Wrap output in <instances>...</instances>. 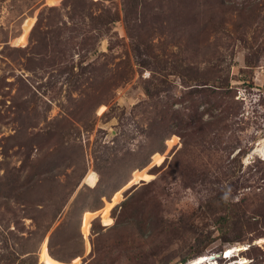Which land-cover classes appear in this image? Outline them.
<instances>
[{"label":"rangeland","instance_id":"obj_1","mask_svg":"<svg viewBox=\"0 0 264 264\" xmlns=\"http://www.w3.org/2000/svg\"><path fill=\"white\" fill-rule=\"evenodd\" d=\"M205 2L0 0V264H97L95 239L114 260L101 264H264V236L250 240L264 230V2L243 15L212 12L218 3ZM209 15L217 21L205 26ZM138 35L153 47H138ZM203 89L199 104L202 96L191 94ZM164 103L179 113L164 152L131 178L127 171L113 178L109 195L130 180L111 199L104 196L102 209L84 213L79 237L76 225L69 232L77 194L96 184L106 159L117 163L147 142ZM20 116L37 123L33 132L63 125L57 144L82 145L55 174L36 175L29 191L38 202L35 219L15 196L4 198L23 163L7 140L19 131ZM56 145L35 146L32 158L39 162ZM84 163L88 169L62 208L50 189L73 184ZM220 189L233 195L227 205ZM145 195L154 202L117 218L116 206ZM240 208L252 233L225 242L218 226L231 227L236 219L229 216ZM97 215L102 240L93 227ZM231 246L239 248L226 257ZM78 247L84 253L70 262Z\"/></svg>","mask_w":264,"mask_h":264},{"label":"trees","instance_id":"obj_2","mask_svg":"<svg viewBox=\"0 0 264 264\" xmlns=\"http://www.w3.org/2000/svg\"><path fill=\"white\" fill-rule=\"evenodd\" d=\"M64 1H67V0H64ZM205 1H206L205 3L209 1L218 3L217 5L211 6L209 8L212 12H214V10L217 7L219 11L223 10L222 11L223 13H230L232 11H236L237 13H240V15H243L245 13H249V14L257 13V11L260 8L261 3L264 2V0L263 1L259 0L258 2H255L257 0H246L245 4L236 5L231 0H205ZM248 8L251 10L250 11L247 10ZM207 13H211V12L208 10ZM216 21H217L216 16L209 15V19L206 20L205 26H208L209 24H214L216 23ZM148 29L149 28H146V27L144 28V32L146 35H147ZM150 32L151 31L149 29L148 34H150ZM135 39L138 41V47L143 46L147 42V39L146 37H144V35H138L135 37ZM143 47L149 50V48L153 46L151 44H146ZM205 88H208V87H205ZM205 90L206 89H203V91L201 90L202 92L198 94L192 93L191 96H196V97L202 96V100L200 99L198 101V103L200 104L201 102H203L206 96ZM149 94L150 96L154 95L152 92ZM219 99L221 98L219 97ZM99 100L100 98L96 97V99H94L93 101L94 104L97 103V101ZM211 106L216 107V105H213V104H211ZM162 107H163L162 109L158 110V113L156 116L159 118V120L156 121L152 125L150 133L147 134L148 135L147 142L145 144H141L140 147L134 152H130L129 157L124 156L125 158L118 160L117 163H115V161H113L112 159V161L116 164L113 174L107 175V173L112 170V161L110 159H106L105 165L103 167V172L101 170V173H100L101 176L98 178L96 184L93 186L85 185V187L87 188L85 189L86 191L82 189L77 194L76 198L74 199L73 205H72V209L73 210L75 209V211L77 212L76 218H74L71 221V223L68 225L69 232L72 231L74 228V225H76L74 234L77 237H79L78 235L81 233L82 217L84 213L86 211L95 212V211L102 209V207L105 206L104 199H103L104 196H107L108 199H111L112 196L116 193V191H118L124 185H126V183L130 180L132 173L136 169H143L145 165L151 161L154 153L164 152V146H165L164 141L166 138H168L171 134L174 133L173 131L174 128L172 127L175 126V124H177L178 122L177 123H173V122L175 121L176 115L179 113L178 111L173 109L172 104L170 103H164ZM208 109L209 108H207V110ZM17 118L21 119L20 129L19 131H16L15 134L7 137V140L9 144L11 143L10 145L18 146L17 152L22 151L21 153L23 154V161H22L23 163L21 166V170H19V173H13L12 178L8 180V183L6 185L7 191H6V195L4 196V198L8 201H11L12 198L15 196L18 199V201L16 202L23 206L24 208L23 210L26 211V214L28 215L31 214L32 218L35 219L37 218L35 212L39 211V209L36 208V205L38 204V202L36 201V199H34L33 193L32 192L29 193V191L34 189L35 186L38 184V180L41 179V178L38 179V176L42 174V176H44V178L42 179L45 180L47 178V175L55 174L54 172L56 171V169L64 165L62 161L74 159L75 155L78 153V150H79V148H76V147H81L82 145L78 143L77 145L70 146V143L65 144L64 142L57 144L56 140L59 137H62L64 132H66V130L63 129L64 127L63 125L57 124L54 128H51L49 130L44 129V130H38L36 132H33L29 130L31 129V127L35 128L37 126V123L31 124V121H30L29 123L26 124V122L23 123L22 116L17 117ZM194 118L197 121L199 120L198 117L196 116H194ZM181 121L185 122L183 119H181ZM185 123L190 124L188 122H185ZM50 144H54V145L57 144V145L52 150H50L42 158V160L39 159L40 161L38 162V160H35L32 158V150L34 149L35 146L38 149H43L45 146H48ZM131 153H133L132 156H131ZM60 155H63L61 162H56V160H58V157ZM80 163L81 161H77L75 167H77V165H79ZM69 165L73 167L74 163L70 162ZM28 167L31 169H28ZM87 169H88V166L87 164L84 163V165H82V168L80 169V172H82V170L83 172L80 173L79 178L76 175H75L76 177L74 176L76 181L73 179V184H70V182H68L70 185L66 184L64 188L58 190L57 192H55L53 188L50 189V195L52 197H53V194L58 195L60 197L62 208L65 207V205L69 202L70 197L75 193L77 186L79 185L81 174L84 175ZM25 170H26V174L24 176L23 174L20 173V171H25ZM126 171L131 173L130 178L127 180V182L123 186L113 191L111 195H109L107 190H108L109 185L112 184L113 178L121 176ZM36 175H38L37 178H36ZM1 177L2 176H0V179ZM217 195H219L218 199L222 203V205L224 204L227 205L230 202L229 198L233 199V195H231V193L227 195V193L221 189L218 191ZM153 202H154V199L150 200L148 199L146 195H145V198L135 203L130 202L129 199L126 198L122 202L121 205L115 207V209L118 210L117 218L125 220L127 217L133 216V211L137 207L142 208L144 205L146 204L150 205ZM241 204H242L241 206H244L243 203ZM2 205L4 206L3 202H1L0 208ZM5 209H6L5 211H8L7 206H5ZM232 211L237 212V217H238V218L237 217L235 218L236 214H233V215L231 214L229 216L233 220L236 219L234 221V224L231 227L228 224H226L225 227L221 225L218 226V229L223 234L222 240L225 242H231V243L245 241V239H248V236L252 230V225H250L249 222H245L241 220V216L242 218L246 217L247 210L244 208H240L239 212L236 209H233ZM47 214L48 212H45L44 217H47ZM78 216H80L79 220H78ZM99 217L100 215H97L93 219L94 220L93 227H94V230L97 229V232L95 231V233H97V238L102 240L104 236L103 233H98L100 231L99 227L101 225L100 224L101 217H100V220H99ZM136 222L138 221L136 220ZM37 223H38V227L40 228L42 225L39 219L37 220ZM119 224L117 225V227H119ZM226 226L230 227L229 230L228 229L226 230L227 228ZM231 233H233L232 236L228 235ZM255 234H256L255 238H250L251 241H253V239L263 237L264 230H257ZM44 238L45 237L43 236L42 241H44ZM94 244L97 247L96 248L97 252H99L100 250V260L97 262V264H101L102 261H105L107 263H112L114 261L112 260V257H109L111 255L110 252H108L106 248L103 249L102 241L95 239ZM83 245H84V241H83ZM252 246L253 245H250V247ZM250 247H248L247 249H249ZM84 250H85V247H81V248L78 247L76 252L71 254V256L75 254L76 255L70 258L71 259L70 262L73 259H75L77 256L82 255L84 253ZM126 250L131 251V247H127ZM56 259L59 260V258H56ZM184 260H187V259H184ZM59 261L63 263L66 262L65 260H59Z\"/></svg>","mask_w":264,"mask_h":264},{"label":"bare ground","instance_id":"obj_3","mask_svg":"<svg viewBox=\"0 0 264 264\" xmlns=\"http://www.w3.org/2000/svg\"><path fill=\"white\" fill-rule=\"evenodd\" d=\"M236 248H239L238 246H231V247H229V248H227L226 249V253H225V256L226 257H230V256H232V252L236 249ZM223 253V252H222ZM238 253V252H237ZM215 255V254H214ZM204 260V258H202L201 259V261H203ZM208 260V259H207ZM220 264V263H219Z\"/></svg>","mask_w":264,"mask_h":264}]
</instances>
